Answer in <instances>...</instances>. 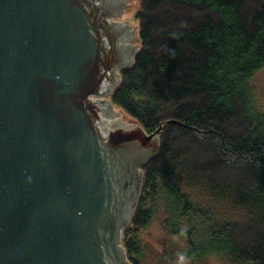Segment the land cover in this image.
<instances>
[{
  "label": "water",
  "instance_id": "obj_1",
  "mask_svg": "<svg viewBox=\"0 0 264 264\" xmlns=\"http://www.w3.org/2000/svg\"><path fill=\"white\" fill-rule=\"evenodd\" d=\"M124 4L0 0V264H131L122 232L172 121L114 111L137 52L109 19Z\"/></svg>",
  "mask_w": 264,
  "mask_h": 264
},
{
  "label": "trees",
  "instance_id": "obj_2",
  "mask_svg": "<svg viewBox=\"0 0 264 264\" xmlns=\"http://www.w3.org/2000/svg\"><path fill=\"white\" fill-rule=\"evenodd\" d=\"M138 4L137 52L110 101L147 133L172 122L142 169L127 258L141 264L136 234L161 212L188 258L264 264V115L247 83L264 66V0ZM223 201L242 219L219 217Z\"/></svg>",
  "mask_w": 264,
  "mask_h": 264
},
{
  "label": "rangeland",
  "instance_id": "obj_3",
  "mask_svg": "<svg viewBox=\"0 0 264 264\" xmlns=\"http://www.w3.org/2000/svg\"><path fill=\"white\" fill-rule=\"evenodd\" d=\"M130 2V7L128 11L125 12L122 21H128L130 26L137 29V21L135 19V13L137 12L139 6V0H128ZM134 45L138 48V38L135 35ZM251 89V95L253 98L254 107L264 115V66L256 71L253 76L247 82ZM114 111L119 113L120 119L125 123L131 122V119L126 117L118 108L114 106ZM200 198L197 195L196 198ZM226 205V206H225ZM228 203L224 201L218 203L215 206V212L218 216L222 214L226 217L228 216L231 220H241L242 211L232 210L227 208ZM153 218L150 220L149 224L140 228L137 232V238L141 246L140 256L138 258L141 264H232L226 256L224 255H208L198 259L188 258L185 255V242L174 235H171L164 228V218L161 212H156L153 214ZM123 239V235L121 240Z\"/></svg>",
  "mask_w": 264,
  "mask_h": 264
},
{
  "label": "flooded vegetation",
  "instance_id": "obj_4",
  "mask_svg": "<svg viewBox=\"0 0 264 264\" xmlns=\"http://www.w3.org/2000/svg\"><path fill=\"white\" fill-rule=\"evenodd\" d=\"M124 1H125V4H124L125 6L123 7L122 12L119 15H114V16L111 15V17L109 19L112 21H116L117 23L118 22L123 23V24L128 23L130 25V23L128 21H122V19H121L123 17V15L125 14V12L128 11V9L130 7V2L128 0H124ZM115 12H116V10L111 11V13H115ZM131 35H132L131 33H129L127 35L129 39L126 41V43L129 45H134V41H135V37H136L135 36L136 31H135V35H134L135 37L131 36ZM119 72H121V71H119Z\"/></svg>",
  "mask_w": 264,
  "mask_h": 264
}]
</instances>
